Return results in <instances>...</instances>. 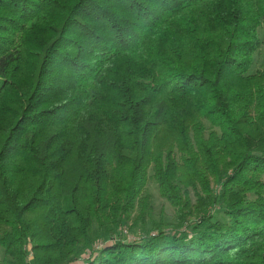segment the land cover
Returning a JSON list of instances; mask_svg holds the SVG:
<instances>
[{"label": "trees", "instance_id": "1", "mask_svg": "<svg viewBox=\"0 0 264 264\" xmlns=\"http://www.w3.org/2000/svg\"><path fill=\"white\" fill-rule=\"evenodd\" d=\"M262 46L264 0H0V264H264Z\"/></svg>", "mask_w": 264, "mask_h": 264}, {"label": "rangeland", "instance_id": "2", "mask_svg": "<svg viewBox=\"0 0 264 264\" xmlns=\"http://www.w3.org/2000/svg\"><path fill=\"white\" fill-rule=\"evenodd\" d=\"M263 59H264V46H262L260 48L259 52L257 53L255 68H257V67L260 66V64L262 63ZM3 82H4V79L2 77H0V86L2 85ZM147 193L152 196V201H153V218L159 219L160 216L163 214L166 217L167 220L168 219H171V217L173 216V214L175 212V209L171 206V204L167 200H165L160 195L159 190H158V186H157L156 182L153 179H150V181L148 183ZM131 223L132 222L129 221L127 224L126 223L124 224V226L127 227L131 238L132 237L133 238H140L143 235V233L141 232L142 230H140V227H137L134 230L130 229ZM122 228H123V226L121 227V229ZM121 232L122 231H120V233ZM117 235L118 236H122V234H119V231H117ZM106 239L107 238H104V239L102 238L101 240H97L95 242V244L97 242H104L105 243ZM0 253H1V255L3 254V250L2 249H0ZM74 264H86V263L84 262V259H79Z\"/></svg>", "mask_w": 264, "mask_h": 264}, {"label": "built area", "instance_id": "3", "mask_svg": "<svg viewBox=\"0 0 264 264\" xmlns=\"http://www.w3.org/2000/svg\"><path fill=\"white\" fill-rule=\"evenodd\" d=\"M104 245V242H97L95 245H94V250H98L99 248H101L102 246ZM86 253H88V250L86 251Z\"/></svg>", "mask_w": 264, "mask_h": 264}]
</instances>
